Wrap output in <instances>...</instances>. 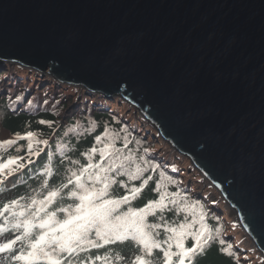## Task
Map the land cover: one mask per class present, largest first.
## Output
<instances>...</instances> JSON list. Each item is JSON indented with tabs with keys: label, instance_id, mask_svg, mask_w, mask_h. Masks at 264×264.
Listing matches in <instances>:
<instances>
[{
	"label": "water",
	"instance_id": "1",
	"mask_svg": "<svg viewBox=\"0 0 264 264\" xmlns=\"http://www.w3.org/2000/svg\"><path fill=\"white\" fill-rule=\"evenodd\" d=\"M194 26L241 37L243 83L210 113L214 97L171 93L150 54ZM74 30L79 40L70 46L65 37ZM0 58L128 97L192 157L264 253V0H0Z\"/></svg>",
	"mask_w": 264,
	"mask_h": 264
},
{
	"label": "snow or ice",
	"instance_id": "2",
	"mask_svg": "<svg viewBox=\"0 0 264 264\" xmlns=\"http://www.w3.org/2000/svg\"><path fill=\"white\" fill-rule=\"evenodd\" d=\"M240 39L238 32L225 34L222 27L201 33L197 26L175 42L165 38L150 52L159 82L179 96L196 98L206 93L216 99L207 113L217 111L218 104L231 103L232 90L243 83L245 61L238 57ZM65 40L74 46L78 30L68 33ZM137 43L145 44L143 34ZM21 99L17 95L16 100ZM52 123L39 120L41 125L51 127ZM19 141L27 142L25 154L5 157L4 150ZM130 143L128 135L121 138L105 128L82 154L87 161L83 164L64 156L66 146L60 145L57 151L68 167L64 181L54 187L49 183L54 175L50 154L38 173L46 177L40 188L0 204V264H124L127 258L114 251V246L127 242L137 250L128 264H196L217 240L221 246L218 252L236 257L234 264H240L233 246L223 247L220 229L207 223L203 205L198 213L192 212L190 220L187 215L180 221L165 219L166 211L179 215L196 205L187 203V192L182 193L179 182L166 177L164 171L159 172L160 179L152 189L157 198L132 206L153 181V176L146 174L156 172L160 165L130 149ZM48 144L34 131L17 132L0 141V192L5 186L15 188L25 183L17 179L7 184L35 163ZM148 151L143 149L145 154ZM117 186L123 189L118 196L113 194ZM170 186L177 190L169 191ZM149 217L158 218V222H149Z\"/></svg>",
	"mask_w": 264,
	"mask_h": 264
},
{
	"label": "trees",
	"instance_id": "3",
	"mask_svg": "<svg viewBox=\"0 0 264 264\" xmlns=\"http://www.w3.org/2000/svg\"><path fill=\"white\" fill-rule=\"evenodd\" d=\"M0 65L6 67L3 72H0V86L4 78L6 83L5 90L0 92V130L6 129L11 135L9 138H12L17 132L34 131L39 139L49 141L45 151L36 159L35 163L26 168L19 177L10 179L9 185L16 183L17 179L25 181V183L18 184L15 188L5 186V190L0 192V204L20 195H31L33 189L38 190L46 178L38 173L45 166L50 154L54 169V175L49 182L50 187L59 185L65 179L68 163L66 160L61 162L63 157L57 151L58 147L65 145L66 147L62 150L64 156L80 160L82 164L86 163L82 154L94 145L95 136L101 135L104 129L108 128L111 132L120 135L121 138L128 135L131 140L128 146L130 149L138 154H143L152 163L160 165L156 172L146 174L152 175L153 181L149 183L142 196L133 202V207H140L148 200L157 198L152 189L155 187V181L160 179L159 172L162 170L166 177L171 176L179 182L182 193L187 192L189 196L187 203L196 205L195 209H189L187 213L182 212L179 215L176 211H166L164 213L166 220L180 221L184 220L186 215L190 220L192 212L198 213L200 206L203 205L207 212L209 226L213 229H220V238L225 241L223 247L231 244L233 246L231 250L237 252L240 264L261 263L259 254L261 250L242 243L251 237H247V232L245 233L241 229L240 220L238 223L229 222V214L226 211L220 212L221 209L217 202L218 199L222 201L223 198L218 188L215 185L201 186V182H205L208 178L192 157L173 148L157 127L152 126L149 122L145 123L137 113L139 109L132 104L128 97L123 96L120 92L105 94L95 90L98 91L96 92L98 99H95L96 97L90 95L85 88H81L79 94H75L79 86L69 81L58 80L51 73L49 67L44 72L49 71L50 75L42 77L40 76L42 72L35 67L29 68L16 63L13 70L9 71L6 62ZM17 95L22 99L17 101ZM113 95L121 97V99L111 98ZM117 101H121L120 104H117ZM41 119L53 121L51 127L47 124H39ZM26 143V141H19L17 145L4 150L3 155L5 157L24 155ZM17 148L21 150L16 151ZM144 148L149 149L148 153H143ZM98 158L97 156L96 159ZM176 190V186L169 187V191ZM122 192L123 189L118 186L113 190V194L117 196ZM69 202L64 201V203ZM149 222H158V218L149 217ZM188 243L190 246L191 241ZM219 247L221 246L218 240L213 242L206 257H198L196 264H234L236 257L229 258L225 253H219ZM114 251L124 255L127 258L124 264H128L137 250L131 242H127L115 245Z\"/></svg>",
	"mask_w": 264,
	"mask_h": 264
},
{
	"label": "rangeland",
	"instance_id": "4",
	"mask_svg": "<svg viewBox=\"0 0 264 264\" xmlns=\"http://www.w3.org/2000/svg\"><path fill=\"white\" fill-rule=\"evenodd\" d=\"M4 62H6V65L7 66H9V71L10 70H13V66H14V64H16V62H8V61H4ZM4 62H1L0 64H3ZM4 69H6V67L5 66H1L0 65V72H3L4 71ZM50 75V73H49V71H47V72H42V74L40 75V76H49ZM11 79V78H10ZM48 81V80H47ZM6 83H5V78H4V81H3V83H1V86H0V92L1 91H4L5 90V85ZM43 84H44V82H43ZM42 83H41V85H43ZM79 86V89L78 90H76V92H75V94L77 93V94H79V92H80V90H81V88H84L83 86H81V85H78ZM4 89V90H3ZM88 90V89H87ZM87 92H89V94L90 95H92V96H95L96 98L95 99H98V96H96V92H98V91H95V90H88ZM111 98H118L119 100L121 99V97H117L116 95L114 96H112ZM118 103L117 104H120V102L121 101H117ZM127 110H129V109H127ZM137 111L135 110V113H136ZM137 113H139V115H140V112L138 111ZM141 116V115H140ZM142 117V116H141ZM142 119H144V121H145V123H147V120H145V118H143L142 117ZM143 126H145L146 127V125H143ZM147 126H149L148 124H147ZM151 128V127H150ZM153 129H155V128H153ZM148 131V130H147ZM9 137H11V135L9 134V132L6 130V129H4V128H2L1 130H0V140H4V139H7V138H9ZM157 140V139H156ZM174 148V147H173ZM9 183V181L7 182V184ZM204 185H212L211 184V182H209V180L208 179H206V181L205 182H201V186H204ZM223 198V197H222ZM223 201V202H222ZM220 200V199H218V202L217 203H219V207H220V212L221 213H223V212H227V214H229V218H230V221L229 222H237L238 223V221H239V218H238V215H237V213H236V211L233 209V207L230 205V204H228V202L227 201H225L224 199L223 200ZM238 218V219H237ZM240 226V225H239ZM241 229L246 233V231H245V229H243V226L241 225ZM247 237H249V234H247L246 235ZM7 238H10V236L9 237H7ZM233 238H234V235H233ZM244 245H249V246H253V247H256L257 248V243L255 242V241H253L251 238H247V239H245V241H243L242 242ZM258 249V248H257ZM260 250V249H259ZM259 254H260V258H261V263L260 264H264V253L263 252H261V251H259ZM262 259H263V261H262Z\"/></svg>",
	"mask_w": 264,
	"mask_h": 264
},
{
	"label": "bare ground",
	"instance_id": "5",
	"mask_svg": "<svg viewBox=\"0 0 264 264\" xmlns=\"http://www.w3.org/2000/svg\"><path fill=\"white\" fill-rule=\"evenodd\" d=\"M4 61H5V59L0 58V63H1V62H4Z\"/></svg>",
	"mask_w": 264,
	"mask_h": 264
}]
</instances>
